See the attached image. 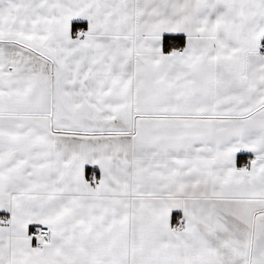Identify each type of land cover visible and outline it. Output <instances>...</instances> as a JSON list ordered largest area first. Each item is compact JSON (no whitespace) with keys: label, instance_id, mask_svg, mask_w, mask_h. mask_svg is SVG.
<instances>
[{"label":"snow or ice","instance_id":"obj_1","mask_svg":"<svg viewBox=\"0 0 264 264\" xmlns=\"http://www.w3.org/2000/svg\"><path fill=\"white\" fill-rule=\"evenodd\" d=\"M0 264H264V0H0Z\"/></svg>","mask_w":264,"mask_h":264}]
</instances>
